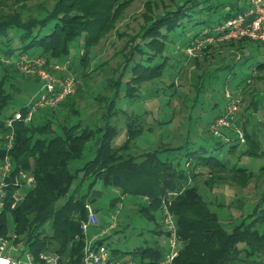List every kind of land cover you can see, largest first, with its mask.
Listing matches in <instances>:
<instances>
[{"label": "trees", "instance_id": "1", "mask_svg": "<svg viewBox=\"0 0 264 264\" xmlns=\"http://www.w3.org/2000/svg\"><path fill=\"white\" fill-rule=\"evenodd\" d=\"M25 1L16 0L8 7L5 0H0V57L4 55L12 59L17 51L16 57L27 53L47 60L65 61L75 50L73 43L81 39L78 62L72 60L69 69L84 78L91 49L114 28L123 11L134 0H52L49 8L43 4L33 8ZM152 5L150 1L145 3L144 25L140 33L128 36L120 51L123 60L114 70L117 74L106 83L111 94L96 97L102 105V123L99 126L92 129L82 126L80 121L66 123L71 115H79L75 98L82 96V86H78L76 92L58 107L38 111L42 116L48 110L53 112L66 107L68 113L62 120L58 119L59 116L54 119L44 117L35 123L34 115L30 123L14 124L13 167L30 171L35 184L22 202L11 207L9 201L0 211V235L14 232L25 248L35 255L43 251L52 252L48 246L56 245L53 253L59 256V264H80L85 239L80 223L87 217L86 203L95 201L86 194H77V187H73L81 172V182L90 179L89 190L98 182L118 192L119 196L111 201V207H116L119 200L127 197L137 201V213L156 224L151 230L155 236L163 234L160 221L156 223L155 219L161 209V199L169 192H177L170 204L178 235L183 240L176 264H251L255 258L264 256V208L260 207L261 203H257L245 219L228 231L217 209L210 206L211 202L196 184L200 168L208 169V178L203 183L210 190L218 183L241 187L248 183L254 172L230 163V156L237 150L241 156L264 158V150L259 140L250 136L245 128L246 122L241 128L244 144L237 140L226 142L229 147L221 157L212 155L215 149L192 147L189 137L179 145L160 141L139 152L136 139L144 132L153 133L154 129L144 126L146 111H128L139 101L140 87L161 78L172 65L171 57L165 53L167 43L172 42V35H182L187 26L200 23H205L206 28L213 27L241 11L231 9L223 12L215 22L209 19L202 22L198 16L204 10L220 8L216 0H182L159 14L154 13ZM48 26L49 31L46 30ZM181 40L186 48L191 45ZM223 43L235 45L240 50L251 43L254 51L264 55V44L258 41L240 39ZM253 58L257 55L239 58L230 75H235L236 70ZM254 63L253 68L250 67V71L233 86L236 90L232 91L237 92L241 83L261 79L264 60L257 59ZM76 64L78 68L74 66ZM23 77L39 83L37 78L21 74L14 64H6L0 59V157L7 132L3 119L13 110L9 107L14 95L20 93L18 78ZM83 85L88 86L87 82ZM168 86L172 88L173 83ZM121 102L125 107L119 105ZM166 102L169 103V99ZM250 104L254 105V100ZM246 110L242 111L243 115ZM119 115L124 117L125 138L121 144L114 145L118 127L112 121L117 123ZM156 122L164 126L169 120L162 118ZM95 136L98 137L94 157L81 168L72 170L71 163L83 156L86 143ZM218 142V147H222L221 141ZM258 172V175H264V165ZM48 222L49 233L43 229ZM111 250L119 257L118 250ZM131 253L143 264H154L164 255L158 240L147 241Z\"/></svg>", "mask_w": 264, "mask_h": 264}, {"label": "rangeland", "instance_id": "2", "mask_svg": "<svg viewBox=\"0 0 264 264\" xmlns=\"http://www.w3.org/2000/svg\"><path fill=\"white\" fill-rule=\"evenodd\" d=\"M5 1L8 7H10L16 0ZM147 1L153 4L154 13L159 14L162 13L166 7L177 4L182 0H134L130 3L123 11L121 17L116 21L114 28L91 49L88 65L84 69L86 73L85 77L82 78L78 73H73L79 81L78 86H82V96L75 98L76 106L79 107V115H71L69 121L66 123L73 124L76 121H80L82 126H88L92 129L102 123V105H100L96 97L99 95L111 94V92L107 91L106 83L117 74L114 70L123 60V55L120 51L125 43H127L128 36L140 33V29L144 25L143 13L145 12V3ZM52 2V0H26L24 3L30 7L43 4L45 7L49 8ZM8 7L4 8L7 10ZM215 13H212V15ZM201 26L202 24L193 27L196 32H200ZM49 27L50 26L46 29L47 31H49ZM193 27H186L182 35H172V42L167 43V50L165 53L167 56L171 57L170 61H172V63L180 66L178 67V71L172 72L167 69L161 78L144 83L140 87L139 101L135 106L128 108V111L133 110L135 113H142V109L144 108L147 112L146 115L143 116L144 126L145 128L151 126L154 129L153 133L144 132L136 139L135 144L139 152L152 148L161 140H168L172 145H179L188 137L190 140H195L200 136V138H203L207 142H215L217 139L208 131V120L213 114L217 113L220 108L225 106V91L234 92L232 90L236 89L231 88L232 85L237 84L243 78V75L250 71L249 68L255 64L253 59H251L249 63L236 70V75L229 80L226 73L222 72V70L212 72L210 77L206 76V74L209 75L211 73L210 71L216 67L214 64L218 62L216 57L217 54L207 59L204 58V50L199 51L196 54V58H187L182 55L183 41L181 39L185 41L187 36H191L193 32L189 33L188 31H191ZM81 41V39H77V41L73 43L72 46L75 50L71 51L69 65H71L72 60L74 63L75 61L76 63L78 62V56L81 53V50L78 51V48L79 42L81 43ZM247 45L252 46L251 43H247ZM218 48L219 45H215L211 51L214 49L217 51ZM222 54L225 53L220 52L218 55L220 56ZM16 55L17 51L14 52L12 59H15ZM259 59H264V57L260 56ZM74 66L77 67V64ZM261 75L262 77L259 80H250L248 83H241L237 86V91L242 98V104L234 117L233 129L226 130L227 135L232 136L235 132V128L242 130L239 125L240 122L239 124L237 123L240 111L244 109L251 110L252 104H250V102L252 100L256 102L260 101V95L264 93V72L261 73ZM18 81L20 93L14 95L9 107L10 110L11 108L17 109L24 105L28 98L33 96L39 88V83L36 84L32 79L23 77L18 78ZM85 82L88 84L87 87L83 85ZM171 83H173L172 88L168 86ZM197 89L201 91L197 101L194 103ZM167 99H169V103L166 102ZM119 105L122 108L125 107L124 102H121V104L119 103ZM215 105L216 107H214ZM67 113L66 107L63 106L53 112L48 110L46 115L42 114V116L41 112H37L34 122H40L44 117L54 119L56 116H59L58 119L62 120ZM191 115L193 119H195L194 116H198L200 122V127L197 126L196 128V130H200L198 134H196V130H194L195 133L190 131L192 129H190V124H194L189 121V116ZM252 117L248 127L250 129L253 127L255 128L261 141V147L264 150V129L257 127L258 122L264 123V106L259 105V108ZM156 118H160L161 120L162 118L168 119L169 124L166 126L157 125ZM242 119L239 118V120ZM112 122L118 127V134L114 138L113 143L114 145H119L125 138L123 115H119L116 121L117 123L114 121ZM97 137L98 136H95L94 139L86 143L83 156L71 163L70 168L72 170L81 168L86 161L94 157ZM218 139L221 141L222 147L213 150L211 153L213 156L221 157L227 153L229 144H227L223 138ZM246 157L247 158L240 156L238 150L234 155L230 156L231 165L237 164L254 172V175L244 187L235 184L228 185L218 183L210 190L206 188L203 183V181L208 178V169L200 168L198 170L196 184L204 197L211 202L210 206L217 209L220 220L224 228L228 231L245 219L246 215H249L253 211L257 203H261L260 207L264 208V203L262 202L264 195V175H258L259 168L264 165V158ZM81 179L82 173L80 172L74 180L73 187H77V194H86L89 198H94L95 201L92 203V206L96 209V214L100 222L99 228H90V230L94 229L97 232L101 228L107 229L108 225L113 221V217H115V228L106 230L103 242L109 249L118 250L119 258H134L131 252L138 247L144 246L145 242L152 240H158L160 249L165 253L166 246L163 243V234L155 236L152 233L151 230L156 224L146 220L137 213V201L127 197L119 200L116 207H111V201L119 196L117 191L111 188H105L98 182L92 185L89 190L90 179H86L83 182H81ZM160 218L161 210L156 213V223H159ZM43 229L49 233L50 222L46 223ZM90 230L89 234H91ZM8 233L12 232L9 231ZM48 249L54 252L56 250V245H49ZM240 264L246 263L241 262ZM251 264H264V256L259 259L255 258L254 262Z\"/></svg>", "mask_w": 264, "mask_h": 264}, {"label": "built area", "instance_id": "3", "mask_svg": "<svg viewBox=\"0 0 264 264\" xmlns=\"http://www.w3.org/2000/svg\"><path fill=\"white\" fill-rule=\"evenodd\" d=\"M247 7L231 18L210 28H204L201 40L211 42H227L231 40L249 39L264 44V0H246ZM201 40H197L186 48L193 55L200 49ZM1 61L14 64L17 70L25 76H33L39 82L37 92L28 98L21 108L13 109L3 119L7 132L2 145L0 157V211L11 201V207L22 202L27 192L35 184V177L30 171L16 170L13 167L11 152L14 146V124L16 122L30 123L34 115L41 109L56 108L65 99L74 94L79 84L78 79L69 69L70 59L65 62L47 60L41 56L27 53L19 54L15 59L1 56ZM226 104L222 112L210 123L208 130L213 137L223 138L225 142L238 141L244 143V134L235 128L233 136L226 130L233 129V120L241 104L239 92L225 91ZM177 192H169L161 199L160 224L163 231V243L166 246L164 255L154 264H176V258L183 247V240L177 232V224L170 211L171 198ZM87 217L80 223L84 235V245L80 264H143L139 260L121 259L114 255L103 242L106 230L115 228V217L107 229L89 234L90 228H99L100 222L90 203L85 205ZM0 264H59V256L53 252L33 254L28 251L22 240L12 232L0 235Z\"/></svg>", "mask_w": 264, "mask_h": 264}, {"label": "crops", "instance_id": "4", "mask_svg": "<svg viewBox=\"0 0 264 264\" xmlns=\"http://www.w3.org/2000/svg\"><path fill=\"white\" fill-rule=\"evenodd\" d=\"M207 4V3H206ZM206 4H204V5H206ZM216 4H218L219 5V7L220 8H214L213 9V11H203L199 16H198V19L200 20V21H207L208 19L209 20H213L214 22L216 21V19H218V18H220L221 17V15L223 14V12H225V11H228V10H231V9H233L234 11H237V10H240V11H243L246 7H247V1L246 0H216ZM216 12V13H215ZM212 13H215L214 15H212ZM200 24H202V26H201V29H204V28H206V27H204L205 26V23H200ZM214 24V23H213ZM199 25V24H198ZM188 27V26H187ZM201 31V30H200ZM189 33L190 32H193V34L191 35V36H187L186 37V40L184 41L185 43H186V45L187 44H189V43H195L197 40H201V37L199 36V35H197V33H199V32H196V30H194V27H193V29L190 31H188ZM197 35V36H196ZM215 45H219V48L217 49V51L214 49V50H212L211 51V49L213 48V46H215ZM246 46H245V49H238L237 48V46H235V45H231V44H228V43H223V42H220V43H218V42H211V41H207V40H201V46H200V49L198 50V51H196L193 55H190V54H188L187 52H186V47L184 46V43L182 44V50H183V53H182V55H184V57H187V58H196V54L199 52V51H202V50H204V58H209L210 56H215L216 54H217V63H215L214 64V66H216V67H214V69L212 70V71H210L211 73L208 75V74H206V76H208V77H210V75L212 74V72H216V71H220V70H222V72H225L226 73V76H227V78H228V80L229 79H231L233 76H235L236 75V73H235V75H230V71H231V69H232V66L233 65H236L237 63H238V61L240 60L239 58H242V57H244L245 55H248V54H251V56H254L255 54L257 55V58H253V61H255V60H257V59H259L260 58V56H263L264 57V55L260 52V53H258L257 51H254V49H253V46H249V45H247V44H245ZM181 46V45H180ZM223 47V48H222ZM225 47V48H224ZM218 52V53H217ZM225 53V54H222V55H218L219 53ZM259 56V57H258ZM264 60V59H263ZM254 66V65H253ZM253 66H252V68H253ZM178 67H180L179 65H176L175 63H172V65H170L167 69H169V70H171L172 72H177L178 71ZM175 74V73H174ZM173 74V75H174ZM203 74H205V73H203ZM205 79H206V77H205ZM235 84H233L232 85V87L231 88H233V86H234ZM201 91V90H200ZM200 91L197 89V94H196V96L194 97V103L197 101V99H198V97H199V93H200ZM172 94V93H171ZM224 94V93H223ZM258 95H260V94H258ZM260 101L259 102H256V101H254V105L252 104L251 105V110L249 109V110H246V113H245V115H243L242 114V110L240 111V113L238 114V120H237V123L239 124V122H240V128H242V124L243 123H245L246 122V125H245V128L247 129V131L249 132V134H250V136L251 137H253V138H257L258 140H259V142H260V144H261V141H260V139H259V136H258V134H257V131L255 130V128L253 127L252 129H250L249 127H248V124L250 123V121H251V119L253 118L252 116L254 115V113L257 111V109L259 108V105L261 106H264V93L263 94H261L260 95ZM135 106V105H134ZM142 106V105H141ZM195 106V105H194ZM193 106V107H194ZM133 107V106H132ZM137 107V106H136ZM191 107H192V105H191ZM190 107V108H191ZM214 107H216V105L214 106ZM131 108V107H130ZM135 108V107H134ZM138 108V107H137ZM223 108V107H222ZM222 108H220L219 110H218V112L217 113H219L220 112V110L222 109ZM142 109V108H141ZM131 111H133V110H131ZM145 110H144V108L142 109V112H144ZM137 113V112H136ZM217 113H215V114H213V116L208 120V122H207V127L210 125V123L212 122V120H213V118H214V116L217 114ZM192 118V115L191 116H189V121L191 122V123H194V124H190V131H193L194 132V130H196V128H197V126H199L200 125V122H199V120H198V116H194V118L195 119H191ZM239 118L240 119H242V118H244V119H242V120H239ZM158 119H160V118H158ZM157 118H156V121L158 120ZM157 123V122H156ZM169 124V123H168ZM166 126V125H165ZM200 127V126H199ZM198 127V128H199ZM257 127H259V128H263L264 129V123H260V122H258L257 123ZM198 132L200 133V130L199 129H197L196 130V134H198ZM195 133V132H194ZM195 134V135H196ZM187 135H189V134H187ZM186 135V136H187ZM197 136V135H196ZM159 137V136H158ZM219 140V139H218ZM161 141H163V140H161ZM163 142H167V143H171L170 141H163ZM184 142V141H183ZM182 142V143H183ZM96 143H97V141H96ZM219 143L220 142H218L217 140L215 141V142H213V143H210L209 141L207 142V141H205L203 138H200V136H198L195 140H191V146L192 147H194V148H196V147H200V146H205V147H207L208 149H210V150H213V149H218L219 147ZM181 144V143H180ZM241 156V155H240ZM242 157H245V158H247L246 157V155H243ZM238 164H241V163H238ZM252 171V170H251ZM227 186V185H226ZM237 203V202H236ZM92 205V204H91ZM93 207V206H92ZM94 208V207H93ZM90 232H91V234L92 233H95L96 231L94 230V229H91L90 230Z\"/></svg>", "mask_w": 264, "mask_h": 264}]
</instances>
